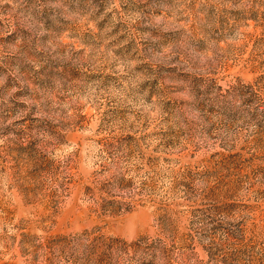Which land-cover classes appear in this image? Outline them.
Returning a JSON list of instances; mask_svg holds the SVG:
<instances>
[{"label": "rangeland", "instance_id": "rangeland-1", "mask_svg": "<svg viewBox=\"0 0 264 264\" xmlns=\"http://www.w3.org/2000/svg\"><path fill=\"white\" fill-rule=\"evenodd\" d=\"M0 264H264V0H0Z\"/></svg>", "mask_w": 264, "mask_h": 264}]
</instances>
